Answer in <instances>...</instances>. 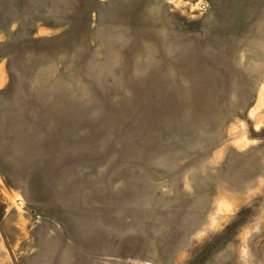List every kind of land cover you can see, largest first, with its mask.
<instances>
[{"label": "rangeland", "instance_id": "obj_1", "mask_svg": "<svg viewBox=\"0 0 264 264\" xmlns=\"http://www.w3.org/2000/svg\"><path fill=\"white\" fill-rule=\"evenodd\" d=\"M0 264H264V0H0Z\"/></svg>", "mask_w": 264, "mask_h": 264}]
</instances>
